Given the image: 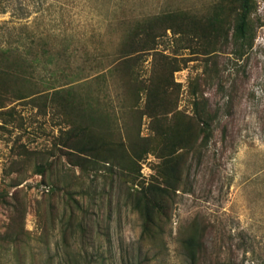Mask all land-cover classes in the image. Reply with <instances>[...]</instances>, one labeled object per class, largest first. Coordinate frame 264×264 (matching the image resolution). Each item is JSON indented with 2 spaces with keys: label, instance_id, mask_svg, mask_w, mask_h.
<instances>
[{
  "label": "trees",
  "instance_id": "1",
  "mask_svg": "<svg viewBox=\"0 0 264 264\" xmlns=\"http://www.w3.org/2000/svg\"><path fill=\"white\" fill-rule=\"evenodd\" d=\"M103 1L113 10L108 26L121 28V38L112 51L97 31L88 42L75 45L73 39L58 40L49 33L31 31L29 23L13 25L4 44L0 23V137L9 135L6 141L11 144L13 163L27 167L31 159L40 158V151L31 148L33 134L37 128H47L41 122L32 131V118L19 106L53 114L58 132L47 130L50 148L47 157L34 164L33 173L51 183L50 196H63L61 206L49 198L50 210L42 218L59 224L63 244L70 249L74 241L85 247L96 227L105 234L101 217L97 222L90 208L77 198L88 192L75 189L83 177L93 183L103 177L113 186L114 180L122 182L128 190L127 204L142 220L140 241L162 243L178 192L190 191L191 163L201 164L221 121L220 109L213 108L206 92L217 88L231 96L236 91L237 81L247 76L257 31L264 26L258 17L260 0H198L186 8L165 0L155 10L141 14L132 4L142 0ZM4 13V0H0V16ZM169 34L177 46L174 56L160 51ZM181 52H187L185 57ZM150 56L152 69L147 75L141 63ZM192 61H199L201 68L189 81L192 112L188 114L180 109L181 84L175 74ZM40 66L50 72L48 80L35 75ZM145 122L149 134L142 136ZM17 131L22 134L13 139ZM150 155L157 158L152 163L154 174L148 184L141 183V190L135 189L141 161ZM60 164L73 177L56 172ZM26 167L15 178L9 176L14 174L10 170L0 183V204L12 211L1 240L15 243L17 248L30 233L25 229L27 209L18 201L19 191L11 195V190L25 180ZM53 172L49 183L48 175ZM7 177L12 181L7 183ZM207 230L197 219L186 229L182 246L189 264L202 263ZM66 261L97 264L71 253Z\"/></svg>",
  "mask_w": 264,
  "mask_h": 264
},
{
  "label": "rangeland",
  "instance_id": "2",
  "mask_svg": "<svg viewBox=\"0 0 264 264\" xmlns=\"http://www.w3.org/2000/svg\"><path fill=\"white\" fill-rule=\"evenodd\" d=\"M195 1L198 0H174L184 8ZM164 2L142 0L132 4V8L136 13L150 12ZM4 7L6 13L0 16L4 44L13 25L24 23L30 24L31 31L49 33L58 40L73 39L71 42L75 45L88 42L91 33L97 31L102 33L103 43L111 51L121 38V28L108 26L107 19L113 10L111 4L103 0H4ZM258 17L264 22V0L259 1ZM175 48L177 46L169 34L160 51L174 56ZM186 53L180 54L185 57ZM222 58V61L226 60V57ZM141 67L149 75L151 56L141 63ZM200 68L199 61H192L175 74L176 82L181 84L180 109H185L188 114L192 112L189 81ZM35 75L45 80L51 77L50 72L41 66ZM206 94L213 108L220 109L221 121L201 164L192 161L190 191L178 192L172 222L162 237V243L160 241L157 245L140 241L142 220L127 204L128 190L122 182L114 180L113 186L103 177H98L94 183L83 177L75 189L88 192L77 194V198L90 208L97 222L101 217L105 234H100L96 227L85 247L77 241L72 242L71 249L64 246L59 224L47 223L42 213L50 210L49 198L60 206L62 204V194L50 196V180L54 179L51 175L59 170L72 177L73 173L63 164L57 165L53 174L48 175L50 184L43 182V175L33 173L34 164L40 163L41 157H47L46 149L50 148L51 138L47 130H58L53 125L51 112L43 115L37 108L20 105L23 114L32 118L35 124L30 128L32 131L41 122L46 123L47 129L41 131L37 128L33 134L31 148L40 151V158L35 157L33 162L31 159L27 167L13 163L11 144L8 146L6 141L9 135L0 137V183L10 170L13 169L14 174L9 176L15 178L26 167L25 180L11 190V195L19 191L18 201L27 209L25 229L30 233L23 237L20 248L12 242L5 244L1 235L10 223L12 211L0 204V264H67L69 253L92 259L97 264H137L140 261L144 264H189L182 239L196 219L208 227L206 254L201 264H264V26L257 31L247 76L237 81L236 91L229 96V93L223 95L217 88H212ZM20 134L22 132L17 131L13 139ZM148 134V122H145L142 136ZM149 158L150 162L147 161ZM156 161L157 158L150 155L141 161V169L147 162L153 175L152 163ZM79 174L77 169L76 175ZM6 181L9 183L12 179L7 177ZM46 233L47 237L44 236Z\"/></svg>",
  "mask_w": 264,
  "mask_h": 264
},
{
  "label": "built area",
  "instance_id": "3",
  "mask_svg": "<svg viewBox=\"0 0 264 264\" xmlns=\"http://www.w3.org/2000/svg\"><path fill=\"white\" fill-rule=\"evenodd\" d=\"M150 158L147 160L148 162H150ZM143 167L141 169V174H140V178H139V181L136 182L134 184V188L135 189H139L141 190L142 189V182H145V184H148L151 177H152V171L149 167H147L148 163L147 162H144L143 164ZM46 190L49 191V188L46 187Z\"/></svg>",
  "mask_w": 264,
  "mask_h": 264
}]
</instances>
